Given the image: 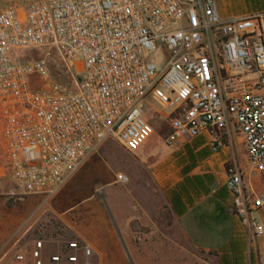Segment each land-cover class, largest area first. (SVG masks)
<instances>
[{"label": "built area", "instance_id": "built-area-1", "mask_svg": "<svg viewBox=\"0 0 264 264\" xmlns=\"http://www.w3.org/2000/svg\"><path fill=\"white\" fill-rule=\"evenodd\" d=\"M39 56L24 59L27 53ZM54 53V55H52ZM161 54L159 59L155 54ZM171 107L167 147L237 137L264 180V12L222 18L215 0H25L0 8V145L15 188L53 195L99 145L133 153L154 133L142 105ZM245 235L264 189L224 168ZM115 182L128 177L115 174ZM78 238L17 248L10 264H91Z\"/></svg>", "mask_w": 264, "mask_h": 264}, {"label": "crops", "instance_id": "crops-1", "mask_svg": "<svg viewBox=\"0 0 264 264\" xmlns=\"http://www.w3.org/2000/svg\"><path fill=\"white\" fill-rule=\"evenodd\" d=\"M215 1L222 18L264 12V0ZM10 4L22 5L21 1L0 0V8ZM151 136L132 156L122 158L133 163L126 168L134 201L132 212L127 211L125 201H118L115 206L123 243L134 258L142 262V255L150 252L169 259L177 251L186 252L185 243L189 241L199 250L216 254L217 264H264V232L248 239L233 214L231 197L225 187L224 164L235 160V155L239 157L242 150L236 138L234 147L227 144L232 136L223 138L224 145L217 153L212 152L207 134L152 153ZM109 155L107 145H103L100 155L88 157L84 166L89 165V170L94 172L101 170ZM242 157L246 158L245 152ZM253 186L257 191L264 189V183L259 181H253ZM156 195L161 198L158 210L165 211L166 215L151 212L157 210ZM255 212L264 228V206ZM128 217H131L129 226L125 224ZM76 238L91 249L92 264H113V251H109L107 241L87 236L83 231L76 232ZM181 238L183 244L177 243ZM115 252L121 254L117 241Z\"/></svg>", "mask_w": 264, "mask_h": 264}, {"label": "rangeland", "instance_id": "rangeland-1", "mask_svg": "<svg viewBox=\"0 0 264 264\" xmlns=\"http://www.w3.org/2000/svg\"><path fill=\"white\" fill-rule=\"evenodd\" d=\"M23 2L25 0H16ZM54 55V53H52ZM161 54L156 53L159 59ZM38 52L27 53L24 59L37 58ZM145 118L152 125L154 133L150 138L152 153L168 150L163 139L169 132V122L173 115H169L171 107H161L150 101L147 97L142 105ZM234 138L241 146L240 156L226 163H237L245 173L244 182L250 180L264 183L259 176L249 175V165L244 155L243 146L237 137L232 136L227 141L234 147ZM107 145L110 155L102 165L101 170L91 171L89 165L82 166L73 176L61 186L53 195H24L20 194L10 178L6 158L0 145V264H10L11 254L17 248H29L32 241L41 238L46 246L56 245L64 240L75 239L76 232L83 231L87 236L101 237L107 241L109 251H113L111 262L113 264H217L216 254L206 253L193 247L186 241L184 250L171 254L168 259L160 254L144 253V260H136L129 248L123 243V236L116 218L115 206L118 201L128 204L127 211L132 212L130 184L116 183L115 174H126V168L133 164L131 160L122 159L132 156L133 153L125 151L114 139H105L97 150L89 157L100 155V147ZM222 149V148H221ZM99 153V155H98ZM224 164V168L226 167ZM255 191H257L255 189ZM161 198L154 197L156 211ZM253 216L260 222L257 212ZM126 225L131 224V217L127 218ZM264 229V228H263ZM115 241L118 242L121 254L115 252ZM183 244L182 238L177 239ZM173 245V243H172ZM89 262L92 264L91 258Z\"/></svg>", "mask_w": 264, "mask_h": 264}]
</instances>
